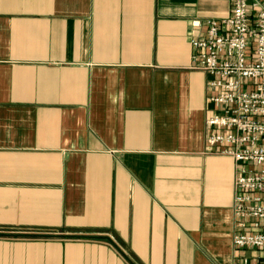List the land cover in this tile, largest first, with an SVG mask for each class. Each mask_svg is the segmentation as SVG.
<instances>
[{
  "label": "crops",
  "instance_id": "obj_1",
  "mask_svg": "<svg viewBox=\"0 0 264 264\" xmlns=\"http://www.w3.org/2000/svg\"><path fill=\"white\" fill-rule=\"evenodd\" d=\"M232 6L0 0V264L264 259L233 243L236 162L193 59Z\"/></svg>",
  "mask_w": 264,
  "mask_h": 264
},
{
  "label": "built area",
  "instance_id": "obj_2",
  "mask_svg": "<svg viewBox=\"0 0 264 264\" xmlns=\"http://www.w3.org/2000/svg\"><path fill=\"white\" fill-rule=\"evenodd\" d=\"M192 45L195 67L210 76L208 100L219 108L207 121V142L236 162L234 213L241 230L233 243L264 249V0H233L231 13L208 20Z\"/></svg>",
  "mask_w": 264,
  "mask_h": 264
}]
</instances>
